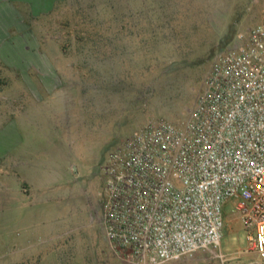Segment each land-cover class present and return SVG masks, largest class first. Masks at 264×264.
<instances>
[{"label": "built area", "instance_id": "2783aa9c", "mask_svg": "<svg viewBox=\"0 0 264 264\" xmlns=\"http://www.w3.org/2000/svg\"><path fill=\"white\" fill-rule=\"evenodd\" d=\"M103 171L104 232L118 257L165 264L216 248L232 203L264 264V14L219 58L184 124L149 122Z\"/></svg>", "mask_w": 264, "mask_h": 264}, {"label": "rangeland", "instance_id": "374dc122", "mask_svg": "<svg viewBox=\"0 0 264 264\" xmlns=\"http://www.w3.org/2000/svg\"><path fill=\"white\" fill-rule=\"evenodd\" d=\"M263 14L264 0H64L37 20L41 33L21 35V46L27 45L24 37L60 43L80 71L83 91H92L94 77L88 75L96 73L97 91L106 88L113 107L132 116L114 136L120 146L149 122L184 124L219 58L240 44ZM27 55L24 49L3 51L1 123L8 120L9 96L26 87ZM17 99L23 110L24 99ZM88 216L92 236L65 237L63 264H137L115 255L99 221ZM253 231L229 203L221 245L165 264H259L249 239Z\"/></svg>", "mask_w": 264, "mask_h": 264}, {"label": "crops", "instance_id": "0c3cea01", "mask_svg": "<svg viewBox=\"0 0 264 264\" xmlns=\"http://www.w3.org/2000/svg\"><path fill=\"white\" fill-rule=\"evenodd\" d=\"M63 1L0 0V64L5 50L29 54L26 87L9 96L8 120L0 121V264H63L65 237L90 234L89 212L105 237L103 166L132 116L113 107L106 88L97 91L96 73L88 75L92 91L80 89V71L60 43L24 37L21 46V35L41 33L37 20Z\"/></svg>", "mask_w": 264, "mask_h": 264}]
</instances>
